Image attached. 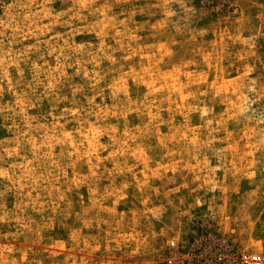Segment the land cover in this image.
Returning a JSON list of instances; mask_svg holds the SVG:
<instances>
[{
    "label": "rangeland",
    "instance_id": "obj_1",
    "mask_svg": "<svg viewBox=\"0 0 264 264\" xmlns=\"http://www.w3.org/2000/svg\"><path fill=\"white\" fill-rule=\"evenodd\" d=\"M0 264H264V0H0Z\"/></svg>",
    "mask_w": 264,
    "mask_h": 264
},
{
    "label": "built area",
    "instance_id": "obj_2",
    "mask_svg": "<svg viewBox=\"0 0 264 264\" xmlns=\"http://www.w3.org/2000/svg\"><path fill=\"white\" fill-rule=\"evenodd\" d=\"M252 259H253V260H257L258 257H257V256H252Z\"/></svg>",
    "mask_w": 264,
    "mask_h": 264
}]
</instances>
